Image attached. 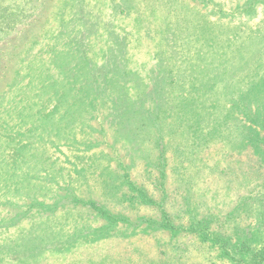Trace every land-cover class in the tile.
I'll return each mask as SVG.
<instances>
[{
    "label": "rangeland",
    "instance_id": "obj_1",
    "mask_svg": "<svg viewBox=\"0 0 264 264\" xmlns=\"http://www.w3.org/2000/svg\"><path fill=\"white\" fill-rule=\"evenodd\" d=\"M161 76L165 95L145 97ZM159 100L166 150L180 148L165 198L179 221L215 217L261 244L264 0H0V264H232L197 232L111 226L79 200L156 217L116 169L133 156L148 176L137 150L157 126L132 110Z\"/></svg>",
    "mask_w": 264,
    "mask_h": 264
},
{
    "label": "trees",
    "instance_id": "obj_2",
    "mask_svg": "<svg viewBox=\"0 0 264 264\" xmlns=\"http://www.w3.org/2000/svg\"><path fill=\"white\" fill-rule=\"evenodd\" d=\"M114 39V40H113ZM118 38H115L113 36L112 40L113 42H116ZM121 42H118V48L123 47L125 44H120ZM125 50V46L123 47ZM118 53V52H117ZM125 54V53H124ZM112 56V55H111ZM117 57V58H116ZM120 57V58H119ZM123 57L120 56V54H117L115 56H112V58H115L113 60L114 67H115V74H119L121 72H126L128 70L126 63H123L120 66V60ZM103 69V68H102ZM102 76V79L106 78V74ZM101 76V73L99 74ZM112 78H115V75L112 76ZM164 77L155 78L157 80L155 83H153V86L150 90H148L145 94V97L154 95V91H156L160 96H164L166 90L164 88ZM108 80V78L106 79ZM192 81V79H191ZM99 84L96 88L97 92H103L105 89H100L101 81H98ZM192 83V82H191ZM115 87H117V92L122 93V88H118L119 84L116 82L114 83ZM145 85V84H144ZM144 85L136 86L138 88H142V90H137L139 93H143ZM102 86V84H101ZM115 87L113 89H115ZM135 87V88H136ZM177 88L176 85L173 86L172 92L178 93V90H175ZM193 85H191L190 92L193 91ZM113 91V90H112ZM128 91V90H126ZM114 92V91H113ZM100 93V95H101ZM139 94V95H140ZM135 95V94H133ZM137 97L142 98L143 97ZM136 96V95H135ZM120 98V97H119ZM124 99L128 98V93L123 96ZM98 101H101V98H96V95L94 96L95 105H97ZM136 100V99H135ZM103 103H105V98H102ZM118 101V98L115 100V102ZM101 103V102H100ZM103 105V104H102ZM124 112H126V106L121 105ZM136 109L132 110V113L134 112H141V118L138 119L140 121V129H144L148 123H154L157 126V129L155 131L150 132L149 134L145 133L144 140H148L149 145L145 148H138L139 152H143L144 154H147L146 158H148L147 164L150 167V172L147 174L148 176L143 178H135L134 177V171L133 168L135 166V158L133 156H130L129 158L132 160V163H123L122 157L119 158V161H117L118 168L117 171V177L119 180L124 183L128 184V187L132 190H136L138 192L135 197L139 199L144 205L152 206L153 209L156 210L158 213L156 217L151 218L149 216H143L136 219V221L129 219L126 216H123L121 214H115L111 212L107 207L100 205L95 200H82L81 202L88 203L98 211V213L107 220V222L111 225H118L120 222H124L126 225H134L137 226L140 223L143 224V222L149 223V228H164V229H172L174 231H180V228L182 230H188L192 232H197L196 237H198L202 241L209 242L210 245L216 246L217 249H219V257L228 259L232 264H264V240L261 242V244H255L252 239L246 236V234L243 235V237H238L236 234L231 235L228 234L227 230L224 229V225H221L217 222V219L213 217L215 220H211L209 217H197L195 214L191 215V217L188 218V224L185 225L180 222L179 213L177 210H175V206H170L167 203V200L165 198L167 197V194L169 195V188L167 186L168 181L171 180V176L168 174V165L173 166V159L169 156L172 154L173 158H177L178 156V149L180 151V148L174 149L172 152H168L166 150L167 147V138L171 136L167 132V120H166V114H162L165 111V107L162 101H158L157 104L155 103L154 106L151 107H143L141 108L140 105L135 106ZM123 112V113H124ZM122 113V112H121ZM120 114V112H119ZM128 118H131L129 116ZM182 114H179V119L181 120ZM191 123V122H190ZM146 124V125H144ZM215 130L219 132V139L225 138L224 132L222 131L225 128V123L216 122ZM135 137V136H134ZM126 140L131 142L130 138H126ZM118 141V140H117ZM133 148V147H132ZM151 151V152H150ZM149 152L151 154H149ZM184 153H187V155H191V157L194 156V154H191L190 151L185 150ZM184 154H181V156ZM39 160V163H42V160L37 158ZM153 175V178L151 179V174ZM178 176H175L172 180H177ZM145 178V179H144ZM141 179V180H140ZM151 179V180H150ZM152 182V185H151ZM148 185L152 186V189ZM156 190L159 191V196H156ZM263 193H264V187H263ZM134 197V198H135ZM261 202V213H260V226L263 228L264 231V195L262 196ZM182 218V217H181ZM141 222H139V220ZM144 219V220H143ZM213 222H217L218 226H212Z\"/></svg>",
    "mask_w": 264,
    "mask_h": 264
}]
</instances>
